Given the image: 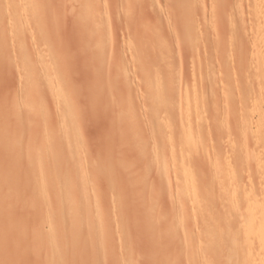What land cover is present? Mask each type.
I'll use <instances>...</instances> for the list:
<instances>
[{
  "label": "rangeland",
  "instance_id": "rangeland-1",
  "mask_svg": "<svg viewBox=\"0 0 264 264\" xmlns=\"http://www.w3.org/2000/svg\"><path fill=\"white\" fill-rule=\"evenodd\" d=\"M254 1L33 0L16 27L0 5V264H247Z\"/></svg>",
  "mask_w": 264,
  "mask_h": 264
},
{
  "label": "bare ground",
  "instance_id": "bare-ground-1",
  "mask_svg": "<svg viewBox=\"0 0 264 264\" xmlns=\"http://www.w3.org/2000/svg\"><path fill=\"white\" fill-rule=\"evenodd\" d=\"M18 0H0V5H3L4 6V8H3V10L4 11H7L8 10V12L7 13H11L12 12V15L10 16V20H12V22H14L15 23V27H16V20L17 19H19V20H22L23 18H24V16L26 17V15L28 14L27 12H30L29 10H32L31 8H33V10H34V4L32 3L33 2V0H19V2H17ZM20 1H22V2H20ZM21 3V4H20ZM254 4V7L253 8H255V5L257 6V9L255 8L254 9V12L255 13H253V15H254V17H255V19L257 20L258 18H257V15L258 14H261V15H259L262 19H263V21L260 23V21H261V19L259 18L258 20H260V21H257L258 23H260V24H258V23H256V20H255V26H257V25H259V27H260V25L261 24H263V26H261L260 28H261V30H258V29H260V28H258V27H256V30H258V32H259V34L257 33V35H258V41H259V43L262 45V47L260 46V44H256V45H259V47H260V50H258V51H260V54H257V57L258 56H260V60H261V64H262V66H263V69H264V0H258V3L260 4V6L258 7V4H256L257 3V0L256 1H254L253 2ZM9 8H11V9H9ZM0 9H1V6H0ZM3 10H1L2 12H3ZM9 10H11V11H9ZM256 10V11H255ZM34 12V11H33ZM257 12V13H256ZM1 13V12H0ZM6 12H5V15L7 14ZM30 14V13H29ZM32 14H34V13H32ZM252 13L250 12V15H251ZM257 14V15H256ZM4 15V14H3ZM10 15V14H9ZM33 16V15H32ZM1 17V16H0ZM9 17V16H8ZM7 17V18H8ZM23 17V18H22ZM4 19H5V17H3ZM3 18H1V19H3ZM6 18V19H7ZM22 18V19H21ZM0 19V20H1ZM8 19V20H9ZM8 21V22H10L11 23V21ZM6 21V20H5ZM2 22H4V21H2ZM7 22V23H8ZM20 22V21H19ZM14 23H11V25L12 24H14ZM32 23V22H31ZM4 24V23H3ZM20 24H21V22H20ZM1 25H2V23H1ZM17 25H19V24H17ZM23 25V24H22ZM21 25V26H22ZM28 26V25H27ZM12 27H13V25H12ZM15 27H13L12 29H14ZM15 31H17L18 29H14ZM15 31H14V33H15ZM13 32V31H12ZM12 32H10V34L12 33ZM254 34V33H253ZM0 35H1V33H0ZM4 36V33H3V35H2V37ZM1 38V37H0ZM3 38H1V40H2ZM254 40H256V39H254ZM255 42V41H254ZM17 44V43H16ZM21 46V45H20ZM259 49V48H258ZM262 49V50H261ZM257 51V50H256ZM257 51V52H258ZM257 60V59H256ZM256 60H255V62H256ZM260 60H259V62H260ZM259 62H257V63H259ZM43 63V62H42ZM45 63V62H44ZM43 63V64H44ZM257 65V64H256ZM258 69H259V67H258ZM46 71V70H45ZM258 71V70H257ZM261 71V70H260ZM48 72V71H47ZM257 74H259V73H257ZM260 75V74H259ZM262 76V75H261ZM264 77V76H263ZM263 79V78H262ZM261 79V80H262ZM50 82H51V86L53 87V91L57 94V96H58V99L60 100L59 102H58V104L59 103H61L62 102V106H60L59 105V107L60 108H62V111L64 112V113H67L68 112V103H66L67 102V100L65 99V97L62 95V91H61V88H60V86H59V84H58V80H56V77H55V75L53 74H51V76H50ZM264 85V84H263ZM193 87V86H192ZM263 88H264V86H262ZM193 89V88H192ZM260 90V89H259ZM196 91V90H195ZM261 91V90H260ZM195 93H197V92H195ZM194 93V94H195ZM194 94H192V95H194ZM199 94V93H198ZM261 94V93H260ZM62 95V96H61ZM264 95V94H263ZM261 97V95L259 96V98ZM260 100H262V98L260 99ZM264 100V99H263ZM57 102V101H56ZM195 104H197V103H195ZM193 106V105H192ZM195 106V105H194ZM199 106V105H198ZM197 106V107H198ZM59 107H58V109H59ZM186 107H188V108H190L189 106H186ZM196 107V108H197ZM254 107H255V109H256V106L254 105ZM192 108V107H191ZM195 108V109H196ZM192 110V109H191ZM197 110V109H196ZM252 111V110H251ZM62 112L60 111V115L62 116V117H64L65 118V114L63 113V115L61 114ZM193 113H194V111H193ZM197 113V112H196ZM61 117V119H64V118H62ZM187 119V118H186ZM188 120V119H187ZM188 122V121H187ZM189 125H190V123H188ZM245 125H246V123H245ZM188 126V125H187ZM190 126H192V125H190ZM16 127V126H15ZM188 128V127H187ZM16 130V129H15ZM190 130H192L191 128H190ZM186 131H188V130H186ZM190 133V132H189ZM194 133V132H193ZM189 135V134H188ZM188 138V137H187ZM190 139H191V137H190ZM189 139V140H190ZM261 139V138H260ZM264 140V139H263ZM192 140H190V142H191ZM185 142V141H184ZM193 142V141H192ZM189 143V142H188ZM258 143V142H257ZM261 143V142H260ZM260 143H258V144H260ZM187 144V143H186ZM191 144V143H190ZM189 144V145H190ZM193 144V143H192ZM263 144V143H262ZM184 146H185V143L183 144ZM262 146V145H261ZM260 146V147H261ZM263 150V149H262ZM181 155L183 156V154L181 153ZM184 157V156H183ZM182 159H184V158H182ZM181 159V160H182ZM262 159V158H261ZM260 159V160H261ZM185 161V160H184ZM184 161H182V162H184ZM182 166H183V164H182ZM184 173H183V178H184V186H185V189L187 190L189 187H188V184H189V181L191 180V177H192V174H190L189 172H188V170L186 171V172H188V175L186 174V172L185 171H183ZM262 173H263V171H262ZM190 175V176H189ZM191 183H192V180H191ZM190 183V184H191ZM188 187V188H187ZM191 191H192V189H190ZM43 191H45V190H43ZM189 190H187L186 191V193L188 194V193H190V192H188ZM263 197V196H262ZM251 199H254V197H251V198H249V196H248V198H247V201H250ZM263 200V198L261 199V200H258L257 199V201H256V199H254V202H253V200H251L253 203H250V202H247L248 203V205H246L247 203H244L245 204V210H244V213H243V215L240 217L241 219V223H242V234H241V236L243 235V241H242V243H243V245H244V247H245V251H244V253H245V259H248V261H247V264H264V201H262ZM246 201V200H245ZM258 201H260V202H258ZM232 203H233V200H232ZM236 203H238V202H236ZM235 203V204H236ZM250 203V204H249ZM244 206V205H243ZM237 207V206H236ZM234 234V233H233ZM240 236V237H241ZM235 236L233 235L232 237H231V239H234V240H232V241H230V242H233V241H236L235 240V238H234ZM237 239V238H236ZM240 239V238H239ZM238 240V239H237ZM241 242V241H240ZM240 242H239V245H241L240 244ZM237 243H238V241H236V242H233L232 244H231V246H233V248L231 247L230 248V250H231V253H232V255H230L229 256V254H230V252L227 254L230 258H235L236 256H238V255H236V254H241V253H239L238 252V245H237ZM241 249V248H240ZM257 249V250H256ZM251 250H253V254H255V255H252V253H251V255L249 254L250 253V251ZM254 250H255V253H254ZM243 252V251H242ZM237 258V257H236Z\"/></svg>",
  "mask_w": 264,
  "mask_h": 264
}]
</instances>
